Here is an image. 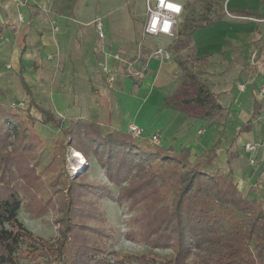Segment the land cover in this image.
Returning <instances> with one entry per match:
<instances>
[{
	"label": "trees",
	"instance_id": "16d2710c",
	"mask_svg": "<svg viewBox=\"0 0 264 264\" xmlns=\"http://www.w3.org/2000/svg\"><path fill=\"white\" fill-rule=\"evenodd\" d=\"M198 4L183 6L186 13L172 53L192 49L194 32L224 17L219 12L221 3L199 0ZM232 12L263 17L244 10ZM192 57L202 66L208 61L207 56ZM177 65L182 67V61ZM184 77L194 84L195 92L183 99H167V107L195 106L197 117L204 120L223 113L203 83L187 71ZM6 94L0 87V264H21L16 253L23 255V244L45 257L42 261L34 256L30 264H264V199L250 198L238 188L230 167L234 150L227 151V171L215 167L221 140L191 159L189 147L152 145L148 136L135 138L128 131L113 129L108 117L97 110L64 123L41 107L36 108L38 116L28 107H13L18 103L9 102ZM39 123L48 128L49 139L41 134ZM67 150L97 165L117 188L116 194L109 186L90 181L88 172L71 178L64 166ZM51 189L56 194H49L48 200L52 194L63 198L58 204L63 207L64 226L63 239L52 249L43 248L18 220L21 194L34 197ZM162 190L169 192V199L157 204ZM101 199L131 205L136 199L144 217L137 239L152 249L172 250V256L163 260L110 257L105 245L112 230L101 211Z\"/></svg>",
	"mask_w": 264,
	"mask_h": 264
},
{
	"label": "crops",
	"instance_id": "0c3cea01",
	"mask_svg": "<svg viewBox=\"0 0 264 264\" xmlns=\"http://www.w3.org/2000/svg\"><path fill=\"white\" fill-rule=\"evenodd\" d=\"M226 1L233 17L192 36L193 55L208 57L196 81L223 109L213 119L198 118L192 105L178 110L165 105L167 99L185 98L177 97V90H195L179 88L177 61L151 57L162 49L152 47L155 37L141 42L144 0H35L25 5L0 0V87L7 100L22 103L32 114L41 107L66 123L97 110L115 130L127 132L137 125L144 136L158 133L162 147H189L191 159L221 140L215 167L227 171V151L234 150L230 167L238 188L250 198L264 199V0ZM233 10L263 17L239 20L244 16ZM139 19L142 25L136 29ZM97 20L103 23L101 39ZM253 52L256 59L250 61ZM130 60L134 65L129 68ZM103 66L117 70L111 85ZM246 144L255 150L246 151Z\"/></svg>",
	"mask_w": 264,
	"mask_h": 264
},
{
	"label": "rangeland",
	"instance_id": "374dc122",
	"mask_svg": "<svg viewBox=\"0 0 264 264\" xmlns=\"http://www.w3.org/2000/svg\"><path fill=\"white\" fill-rule=\"evenodd\" d=\"M174 1L182 2L183 6L186 5H195L196 7L199 6L198 4L199 0H174ZM215 1L217 3H221V9L219 12H221L225 18L229 19V17H227L225 14V8H227V6L230 5V3L228 4L229 1L226 0H215ZM185 13L186 10L184 9V12L181 15L178 25L176 27L175 35L173 37H166V38L155 37L156 39H152L153 40L152 47L162 48L165 51L171 50V46L177 36V30L179 29L184 19ZM245 18L247 17H240L237 19L244 20ZM231 20H235V19H231ZM137 22L138 24L136 29H138L142 25V20L139 19ZM144 41H146V37L141 38V42ZM138 51L140 50H138L137 48L136 54L139 53ZM167 55L169 57L168 60L182 61V67L180 66L178 67V73L175 75L178 81L177 84H179V88H184L185 90H190V91L194 90L195 86L192 85L190 86L189 83L191 82L187 81V79L184 77V74L187 71L188 74H192L194 76L195 81L197 79H200L199 71L202 65L193 60L192 56L194 55L192 49L184 50L178 54L169 52ZM254 59L255 57L253 59L250 58V61ZM126 64L129 65L130 68L131 66L134 65V62L130 60L127 61ZM176 96L187 97V94L179 89L177 90ZM8 101L13 102L10 99ZM22 108H24V106ZM33 114L38 116L36 111ZM38 128L44 137H46L47 139L51 137L50 136L51 133H49L47 127L42 126L39 123ZM64 153H65L64 154L65 171L67 172L68 175H71V178H74L80 173H83V171H85V173L88 172V174L86 173V175L90 181L95 182L96 184L109 186L112 189V191L116 194L117 188H115L112 184L109 183L105 175L101 174V171L97 165H94L93 163L88 164V162H86L85 157L80 153H79L80 155L77 158L74 157V154L77 152H74L72 150H67ZM17 165L20 166L21 163L18 161ZM127 184L128 183H124L123 185L126 186ZM55 190L56 189H51V192L50 190L39 191L38 192L39 194L38 195L35 194L34 197L31 196V193L26 195L21 194L23 201L21 204V208L19 210L18 220L32 234L34 238L39 239L42 242L43 248L52 249L55 245L58 244L59 240L63 239L61 233L64 230V226L60 222V219L62 217L63 207L60 204H58L62 202L63 198L61 199L60 195L57 197L55 195L54 197L53 194H56L54 192ZM51 193H53L51 199L48 200V195ZM168 199H169V192L162 190L158 198H156L157 204H160L163 200H168ZM133 201H134V205H131L130 202L128 201L127 202L124 201L121 204H116L114 201L101 199L100 201L101 211L104 213V217L106 219L105 221L106 225L109 226L110 230H112V237L109 241L106 242L105 249L107 250V252L111 254L110 257H112L113 259L121 258L125 256H128L129 258L144 257L145 259H150V258H157L161 260L168 259L169 257L172 256V250L152 249L151 247H149L148 245L144 244L139 239H137L139 235L138 230L142 225L144 217L141 211L142 205L137 204L136 199ZM66 231L67 230H65V232ZM126 232L128 233V237L126 236ZM20 249L21 252L25 251L23 255H21L22 257L18 253H16V256L18 257L19 262L21 264H28V263L30 264L31 263L30 259L33 260L34 256H36L35 259L39 258L37 260H42V261L45 260L44 259L45 257L38 256L37 255L38 253L33 254L32 249L26 247L25 244L21 245ZM26 253L28 255L27 258L29 260L25 259ZM49 254L51 253L49 252ZM42 255H44V253Z\"/></svg>",
	"mask_w": 264,
	"mask_h": 264
},
{
	"label": "built area",
	"instance_id": "2783aa9c",
	"mask_svg": "<svg viewBox=\"0 0 264 264\" xmlns=\"http://www.w3.org/2000/svg\"><path fill=\"white\" fill-rule=\"evenodd\" d=\"M34 2L35 0H21V4L25 5L28 2ZM174 3V4H179L181 6V10L179 13H176L172 11L171 9H168L165 5L167 3ZM144 7H145V20L143 23V29H142V36L143 37H173L176 32V27L178 25L179 19L181 15L183 14L184 7L182 2L179 1H174V0H164V5L160 3V0H144ZM225 14L228 17H233L232 14L225 8ZM153 18H158L160 23L157 25V30L155 32H149L148 28L151 26V22ZM167 19L170 23V29L168 32H164L161 30L163 21ZM95 30L97 33V37L99 39L103 38V23L100 20H97L95 22ZM164 52L162 49H157L153 52L152 58H159V57H164L168 59L167 54H163ZM256 56V53L253 52L251 54V58L253 59ZM118 58V57H116ZM102 72L106 76V81L109 85H111L115 79L117 70L114 67H108V66H103L102 67ZM240 89L242 90L243 87L241 86ZM13 107L18 106L22 107L21 103L18 104H12ZM133 137L135 138H140L143 137V130L139 128L137 125H130L128 126L127 130ZM200 133V131H199ZM149 141L150 144L152 145H159L160 144V139L159 136L156 133L150 134L149 136ZM255 145L252 144H246L244 146V149L246 151H253L255 150ZM251 164L254 163L253 160L250 161Z\"/></svg>",
	"mask_w": 264,
	"mask_h": 264
},
{
	"label": "clouds",
	"instance_id": "9594fccd",
	"mask_svg": "<svg viewBox=\"0 0 264 264\" xmlns=\"http://www.w3.org/2000/svg\"><path fill=\"white\" fill-rule=\"evenodd\" d=\"M160 3L162 5H164V0H160ZM168 9H171L172 11L176 12V13H179L180 10H181V6L179 4H174V3H167L165 5ZM158 23H160L159 19L158 18H153L152 19V22H151V26L148 28V31L149 32H155L157 30V25ZM170 29V23L167 19H165L163 21V25H162V28L161 30L164 31V32H168Z\"/></svg>",
	"mask_w": 264,
	"mask_h": 264
},
{
	"label": "bare ground",
	"instance_id": "6f19581e",
	"mask_svg": "<svg viewBox=\"0 0 264 264\" xmlns=\"http://www.w3.org/2000/svg\"><path fill=\"white\" fill-rule=\"evenodd\" d=\"M79 155H80L79 153H75V154H74V157L77 158Z\"/></svg>",
	"mask_w": 264,
	"mask_h": 264
}]
</instances>
